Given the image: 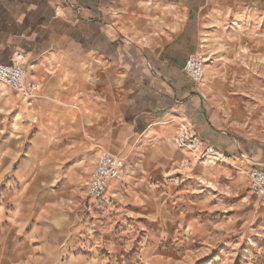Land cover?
I'll list each match as a JSON object with an SVG mask.
<instances>
[{
  "label": "rangeland",
  "instance_id": "rangeland-1",
  "mask_svg": "<svg viewBox=\"0 0 264 264\" xmlns=\"http://www.w3.org/2000/svg\"><path fill=\"white\" fill-rule=\"evenodd\" d=\"M124 3L125 14L153 27L181 8L182 18L197 9L210 27L234 31L219 40L244 68L216 87L233 110L258 104L264 93V0ZM42 90L31 108L24 96L0 85V264H264V197L250 192L247 171L236 166L217 183L208 175L215 166L174 147L163 180L157 174L138 180L141 167L126 165L125 192L93 203L87 184L96 158L120 151L121 76L93 60L88 99L71 101L67 114L55 109L54 117L42 116ZM183 156L198 163L175 187L169 178ZM103 209L111 211L106 219L98 216Z\"/></svg>",
  "mask_w": 264,
  "mask_h": 264
},
{
  "label": "crops",
  "instance_id": "crops-1",
  "mask_svg": "<svg viewBox=\"0 0 264 264\" xmlns=\"http://www.w3.org/2000/svg\"><path fill=\"white\" fill-rule=\"evenodd\" d=\"M125 1L0 0V61L10 64L17 54L23 55L27 81L43 87V117L56 116L55 109L69 113L71 101L88 99L93 60L118 72L124 95L115 135L120 151L110 153L125 158L120 178L128 165L133 170L141 167V173L135 171L138 180H151L148 174L163 180L184 122L194 124L205 146L227 156L216 163L199 160L216 167H210L208 175L217 183L228 179V171L236 166L247 171L248 181L253 168L264 170V93L255 106L233 110L216 87L231 83L234 71L244 68L233 51H222L227 46L219 40L234 31L210 27L197 9L182 18L181 8L162 16L153 27L125 14ZM198 51L208 59L200 85L183 72L188 56ZM38 95L39 91L28 101L29 107H34ZM185 159L196 167L198 162L188 156L179 163ZM96 164L97 158L94 168ZM179 173L177 168L175 176ZM121 181H113L101 200L119 198L125 192ZM201 181L217 191L214 183ZM109 213L103 209L98 216L106 219Z\"/></svg>",
  "mask_w": 264,
  "mask_h": 264
},
{
  "label": "built area",
  "instance_id": "built-area-1",
  "mask_svg": "<svg viewBox=\"0 0 264 264\" xmlns=\"http://www.w3.org/2000/svg\"><path fill=\"white\" fill-rule=\"evenodd\" d=\"M24 57L17 54L10 64L0 61V81L9 86L16 93L21 94L28 101L34 98L39 91V86L27 81L26 70L23 66ZM208 59L203 51H198L188 56L183 72L200 85L204 81L205 68ZM175 147L180 151H186L199 160H207L212 163L228 160L227 156L213 146H205L198 136L192 122H184L179 126V132L174 140ZM191 161L185 159L178 164L179 175L169 178V182L175 187L181 185L184 172L191 169ZM125 168V158L114 155L108 151L101 152L87 184V197L92 200H101L105 197L110 184L120 178ZM250 189L253 195L264 197V170L253 168L249 172Z\"/></svg>",
  "mask_w": 264,
  "mask_h": 264
},
{
  "label": "bare ground",
  "instance_id": "bare-ground-1",
  "mask_svg": "<svg viewBox=\"0 0 264 264\" xmlns=\"http://www.w3.org/2000/svg\"><path fill=\"white\" fill-rule=\"evenodd\" d=\"M1 82V81H0ZM2 83V82H1ZM1 83H0V85H1ZM4 84V83H3ZM196 161H197V159H196ZM119 180H121V178L119 179ZM119 180H117V181H115V182H118ZM212 186V185H211Z\"/></svg>",
  "mask_w": 264,
  "mask_h": 264
}]
</instances>
